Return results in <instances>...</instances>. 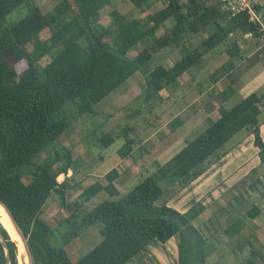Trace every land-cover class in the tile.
<instances>
[{"label":"trees","instance_id":"obj_1","mask_svg":"<svg viewBox=\"0 0 264 264\" xmlns=\"http://www.w3.org/2000/svg\"><path fill=\"white\" fill-rule=\"evenodd\" d=\"M112 1L73 0L76 11L70 0H56L50 10L43 11L36 0H0V199L27 235L35 264H126L154 240L166 243L175 236L179 238L178 264H209V242L195 224L206 206L199 201L181 212L168 202L220 161L230 151L227 143L243 130L245 136H254L264 163L259 118L264 93L251 92L231 108L221 104L209 116L207 127L187 140L166 163L152 162L119 187L114 185L118 172L111 169L105 175L106 185L94 181L69 200L67 193L76 184L69 177L59 182L58 177L72 169L71 150L59 146L51 159L38 161V157L51 144L59 143L68 130L69 120L57 118L68 102L76 104L79 114L97 115L95 106L140 72L145 87L137 99L148 105L229 37L252 32V40L259 43V26L245 14L226 18L213 0H158L161 7L155 12L147 8L148 0H129L137 14L114 8L111 22L99 30L102 10ZM20 6H26L27 13L7 23L8 16ZM258 9L264 13V5ZM170 20L173 23L159 34ZM210 29L212 32L198 46L170 66L149 67L159 51L178 43L186 33L198 35ZM47 30L50 34L43 39L41 35ZM139 44L142 48L131 56L130 51ZM232 44L235 46L227 50L230 59L240 55L236 41ZM47 56L50 61L40 68V61ZM233 68L232 60L220 65L211 75L213 81ZM233 92L231 85L225 88L223 100ZM141 113L136 109L126 118ZM180 123L176 118L172 128ZM126 124L122 132L94 129L89 135L91 142L108 147L116 138L124 137L126 141L117 154L120 159L132 156L135 127ZM25 167L32 171H22ZM102 190L109 197L90 211L81 212V207ZM57 200L61 210L55 221L43 219L46 208ZM259 214L255 205L245 215L254 219ZM0 215L4 216L3 212ZM96 222L102 224V240L72 262L66 246ZM236 223L225 229L226 235L234 236L245 226L240 220ZM62 226L66 229L60 233L61 246L55 247L51 237L54 229ZM0 230L10 264H19L14 243L2 223ZM245 241L252 250L243 264H258L260 249L253 240ZM0 264H8L1 239Z\"/></svg>","mask_w":264,"mask_h":264},{"label":"rangeland","instance_id":"obj_2","mask_svg":"<svg viewBox=\"0 0 264 264\" xmlns=\"http://www.w3.org/2000/svg\"><path fill=\"white\" fill-rule=\"evenodd\" d=\"M55 1L56 0H36L43 11L50 10ZM70 1L74 9L78 11L73 0ZM146 6L151 12H155L161 7V2L158 0H148ZM114 8L126 14L136 15L138 12L137 8L134 7L129 0H113L112 5L102 10V19L98 25L99 30L106 27L111 22L110 12ZM27 11L26 6H20L8 16L7 23L19 20ZM172 23L173 21L170 20L168 24H165L159 34L164 31L166 26ZM211 32L212 29L198 35L191 32L186 33L178 43L172 44L159 51L149 62V67L152 69L159 64L170 66L188 51L198 46ZM49 34L50 32L47 30L42 33L41 37L43 39L47 38ZM233 41H240L241 43L245 41L249 43L251 41L252 43L248 48L247 44H243V52L240 56L236 55L233 59H230L227 50L230 45H233ZM255 45V40L253 41L251 38L248 39L239 34L229 37L214 51L207 54L202 63L189 69L174 85L167 86L162 91L161 96L148 105L143 99H137L145 87L144 77L140 72H136L124 84L99 102L95 106L97 115L88 113L79 114L76 112V104L74 102H68L57 115V118L65 117L69 120L70 126L68 130L59 143L56 142V144H51L44 150L38 157V161L51 159L56 147L62 146L70 149L73 155V163L72 169H70L67 174L71 172L69 175H73L69 177L67 174H61L58 180L63 181L65 177H69L74 183L78 181L81 184L80 188L84 189V187L86 188L89 184L94 182L95 179H98L97 175L104 174L106 171L111 170L114 164L118 163L117 161H119L120 158L117 152L126 141L124 137H118L112 145L103 147L98 144L94 145L91 142L92 138H90V133L93 132L94 129L111 131L116 129V131L122 132V127L126 126L127 122L135 127V132L131 135L135 136L136 146L143 142L142 147L139 149L137 148L132 162L138 163L139 159L137 158V153L140 154V150H143V153L151 152L155 154V152L160 150V147H163L167 140L176 136L178 126L173 129L171 125L176 119V116H180L183 119L185 117L188 118L199 105H206L211 108L213 105L217 107L219 104L223 103L222 96L218 95L216 90H208L211 80L208 78L209 72L216 69L218 65L228 63L232 60L234 67L236 66L232 73L220 82L219 85L221 88H225L227 84L231 83L230 81L234 79L235 81L233 84L238 88V91L243 81L246 83V88L250 89L248 93L244 94L243 92V97L250 92L258 93L264 89V57L256 58L254 54L252 57H248L255 49ZM32 48V45H30V49ZM141 48L142 44L137 45L130 51V55H136ZM50 59V56L42 59L39 63L40 68L46 65ZM260 73L263 74L262 85L258 83ZM43 76L44 73L41 72V77ZM239 97L240 95L238 93L232 100V103ZM261 108L262 112L259 118L261 123L264 124V101ZM136 109H141L142 113L134 117L126 118L128 112H133ZM187 129L186 127L184 130ZM245 134L246 131L244 130L238 133L227 143L226 147L231 146L229 149H233L234 145L242 139ZM176 149V146L171 148L170 153L172 156L178 152V149ZM146 155V158H149V160L153 159V157H149V154ZM252 157H255L257 166L245 172L241 177L238 176L237 179L231 180L228 186L221 182L219 184H214V187L206 190L199 198L193 197V199H190L189 190H186L191 185L190 184L169 200L174 201L173 203L178 205V207L183 205L188 206L190 204L193 205L197 200L207 201V206H209V209L214 213V217H210V221L207 223V227L209 228L205 230L208 239L212 240V242H209V264H243L245 259L250 256L252 250V246L248 245L245 241L247 238L253 240L256 248L260 249V256L256 257V262L258 264H264V163H261V161L259 163L257 155H252L251 159ZM60 163H65V159H62ZM251 165H253V162L247 166ZM21 170L31 172L32 168L25 167ZM181 193L183 194L181 195ZM99 198L100 196L93 198L81 209V212H87ZM60 202L59 200L51 202L49 206L55 203L61 205ZM255 205L260 208V214L254 219L248 218L245 214ZM51 210L52 212L55 211L53 208H51ZM48 215L49 213L44 211L42 214L43 219L47 220L49 218V221L53 222L55 221V217L58 216V212L53 214L54 217H49ZM238 220H240V222L242 221L241 226L243 222L245 224L244 228L239 233H236L234 236L226 235L225 231H222L223 234L219 233L222 229L229 228ZM199 224L200 223L197 222V226ZM238 224L239 223H236L234 226ZM101 228L102 224L100 222L94 223L91 227L84 229L78 238L74 239L66 246V251L72 262H76L102 239L100 233ZM65 229L66 227L63 226L54 229L51 240L55 247L61 246L60 233ZM174 238H172V241ZM177 241L178 238L173 241V244ZM157 245L164 244L159 240H154L152 247L146 249L143 256L151 253L154 254ZM138 257L139 256H137L136 259H140ZM151 260H154V258H151ZM144 263L145 261L140 260L135 262V264Z\"/></svg>","mask_w":264,"mask_h":264},{"label":"crops","instance_id":"obj_3","mask_svg":"<svg viewBox=\"0 0 264 264\" xmlns=\"http://www.w3.org/2000/svg\"><path fill=\"white\" fill-rule=\"evenodd\" d=\"M262 2L264 3V0H262ZM251 43H252L251 41L249 43L246 41L244 43H241L240 41H238L236 43V45H237V49H238L239 53L241 54L243 52V49H242L244 47L243 44H247V48H248L251 46ZM255 43H256V45H255L256 47L252 51L251 55H248V57L249 58L252 57L253 54L256 58L264 57V46H261L256 40H255ZM234 46H235V44H234ZM228 55H229V53H228ZM229 58H230V55H229ZM219 66L220 65H218L216 67V69L209 72L208 78L211 80H210V86H209L208 90H216V93L218 95L222 96L223 90L231 85L234 88L233 94L228 98V100H226V101L223 100V103H221L222 105L226 106L227 108H231L239 100L244 98L243 92H244V94L248 93L250 91V89L246 88V86H245L246 83L243 81L242 84L239 86L240 88L238 91V88H236V86L233 84V82L235 81L234 79H232L230 81L231 83H228L225 88H221L219 85L220 82L223 79L227 78L228 75H230L232 73L233 69L236 68V66L230 72H228L227 75L222 76L217 82H214L211 75L217 70V68ZM263 74L260 73L259 77H258V79H259L258 83H260L261 85L263 84V79H262ZM197 82H198V80H197ZM238 93H239L240 97L237 100H235V102L232 103V100L238 95ZM260 93H264V89L261 92H258V94H260ZM221 104H219L217 107H214V105H213V107H211V108L206 106V105H199L198 107H196L195 111H193V113L188 118L185 117L183 119L180 116H176L175 118L181 119V123L179 124V126L177 128L176 136H174L170 140H167L166 143L163 145V147L162 148L160 147L159 148L160 150L158 152H155V154H153L151 152L143 153V150H140L141 153L140 154L137 153V158L139 159L138 163L132 162L133 156H134L137 148L139 149L142 147L143 142L141 144H139L138 146L135 145L132 156H130L128 158H124V159H119V161H117L118 163L114 164L112 169H116L118 172V175H119L118 178L114 180V185L116 187H119L122 183H126L128 180H130L132 177H134L140 170H142L147 165H150L154 161H158L161 164L167 162L172 156V154L170 153L171 148L176 146L178 151H180L185 146V143L187 140L196 137L200 132H202L208 125L209 116ZM186 127L188 129L184 130ZM261 136L264 140V124H261ZM237 144H239V145H237ZM258 151H259L258 148H256L254 145V136L253 135H249L247 137L244 136L242 139H240L234 145V148L231 149L217 164H215L212 168H210L202 176H200L199 178H197L195 181H193L191 183V185L186 189V190H189L190 199H193V197L199 198L206 190L214 187L215 186L214 184H219L221 182V183H224L225 185L228 186V184H229V182H231V180L237 179L238 176L241 177L245 172H247L250 169H252L253 167L257 166V161H256L255 157H252V159H251V156L252 155L254 156V154H255L259 158ZM146 154H149L150 155L149 157H153V159L149 160V158H146L147 157ZM258 161L260 163V158L258 159ZM252 162H253V165L247 166V165L251 164ZM138 168H139V170H138ZM109 171H106L102 175H97L98 179H95L94 181L100 180L104 183V185H106L107 181H106L105 175ZM69 174H67L69 177L73 175V174L72 175H69ZM59 182H61V181L59 180ZM75 183H76V186L72 187L71 190H69L67 193L69 200H73L76 197H78V195L85 189V187H84V189L80 188L81 184L78 181L77 182L75 181ZM183 193H181V195ZM98 196H100V198L95 203H93V205L91 206V208L88 211H90L98 203L107 199L109 197V194L105 190H102L93 198H96ZM91 200L86 202L81 207V209L86 204H88ZM199 201L200 200H197L195 203H197ZM173 202L174 201H172V200L169 201L168 205L173 207V208H176L177 210H179L181 212L187 211L188 208L192 206V204H190L188 206L183 205L181 207H178V205H176ZM200 202H202L206 206V210L195 220V224L197 226V222L200 223L197 227L200 229V231L205 236V238L208 240V242H212V240L208 239V237L206 236L207 234H205V230H207L209 228V227H207V223L210 221V217L211 218L214 217L213 216L214 213H212V211L209 209V206H207L206 200H201ZM51 208H53V210H55V211L52 212ZM46 209L47 210H45V211H47L49 213L48 216L50 217V216H53V214H56V212H58V213L60 212L61 205H58L57 203H55L52 206H48ZM47 220L49 221V218ZM222 231H225V229L224 230L222 229L219 233L221 234ZM176 238H178V237H175L173 239V241ZM173 241L171 238L166 243H163L164 245H157L156 252L154 254L153 253H151V254L146 253L147 255L143 256V254H145L144 251L146 249H150L152 247L153 242H151L146 248H144L141 252H139L136 256H134L126 264H135V262H137L138 260L145 261L144 264H178V242H179V238H178V241L175 242L174 244H173ZM209 247L210 246L208 243V249H209ZM209 254H210V252H209ZM137 256H139L138 258H140V259H136ZM151 258H154V260H151Z\"/></svg>","mask_w":264,"mask_h":264},{"label":"built area","instance_id":"obj_4","mask_svg":"<svg viewBox=\"0 0 264 264\" xmlns=\"http://www.w3.org/2000/svg\"><path fill=\"white\" fill-rule=\"evenodd\" d=\"M226 18H233L245 14L248 20L257 23L261 37L259 44L264 46V13L258 7L264 5L262 0H213ZM245 37L252 38L253 33L245 34Z\"/></svg>","mask_w":264,"mask_h":264},{"label":"water","instance_id":"obj_5","mask_svg":"<svg viewBox=\"0 0 264 264\" xmlns=\"http://www.w3.org/2000/svg\"><path fill=\"white\" fill-rule=\"evenodd\" d=\"M0 205L7 212L11 223L13 224V226L15 227L16 231L18 232L19 236L21 237V239L23 241L22 255H21V258H20L19 255H18V247H17L15 241L12 239L8 229L3 225L4 228L7 230L8 234L10 235L11 240L14 243V247H15V251H16L17 257H18L19 264H21V263L22 264H35L34 256H33L29 241H28V237L25 234L23 228L21 227V225L17 221L16 217L14 216V214L12 213V211L10 210L8 205L1 199H0ZM0 239H1L5 249L7 251V260H8V264H10V255L8 253V248H7V245H6V242H5V239H4V236H3V233L1 232V230H0Z\"/></svg>","mask_w":264,"mask_h":264},{"label":"bare ground","instance_id":"obj_6","mask_svg":"<svg viewBox=\"0 0 264 264\" xmlns=\"http://www.w3.org/2000/svg\"><path fill=\"white\" fill-rule=\"evenodd\" d=\"M0 211L3 212V215H4V216L0 215V222L3 223V225L8 229L12 239L15 241V243L18 247V255L21 258L23 241H22L21 237L19 236L18 232L16 231L15 227L11 223L7 212L5 211V209L1 205H0Z\"/></svg>","mask_w":264,"mask_h":264}]
</instances>
